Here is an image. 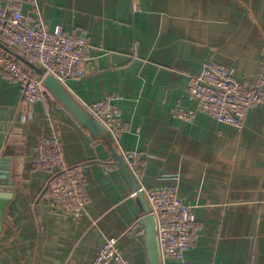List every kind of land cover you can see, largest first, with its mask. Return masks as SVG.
<instances>
[{"label":"crops","instance_id":"crops-1","mask_svg":"<svg viewBox=\"0 0 264 264\" xmlns=\"http://www.w3.org/2000/svg\"><path fill=\"white\" fill-rule=\"evenodd\" d=\"M0 5L39 15L49 30L60 25L86 36L84 74L67 78L65 88L86 102L112 96L124 124L118 142L103 126L95 134L45 87L41 101L25 104L21 85L0 68V159L12 193L0 219V264H89L110 236L130 264H149L139 222L149 207L144 195H132L118 158L137 186L177 184L178 196L193 204L185 264H264V100L236 127L198 111L187 91L189 75L210 58L242 81L264 72V0ZM176 107L195 114L177 118ZM53 133L64 166L76 168L85 186V209L77 216L51 209L46 186L59 166L35 164L39 139ZM122 150L137 152L133 168Z\"/></svg>","mask_w":264,"mask_h":264},{"label":"built area","instance_id":"built-area-1","mask_svg":"<svg viewBox=\"0 0 264 264\" xmlns=\"http://www.w3.org/2000/svg\"><path fill=\"white\" fill-rule=\"evenodd\" d=\"M15 5L22 0H8ZM0 39L8 46L21 48L32 55L44 74H53L64 86L69 77L84 74L90 42L86 36L66 32L60 25L49 30L41 17H30L15 8L10 12L0 5ZM0 68L7 79L21 85V99L34 104L44 98L43 75L32 73L24 64L0 49ZM187 91L197 101V110L224 124L240 127L248 110L264 100V72L253 82L239 80L227 66L206 60L197 73L188 77ZM76 99V98H75ZM112 96L94 102L76 100L118 142L124 124L118 105ZM196 110V111H197ZM174 116L189 120L194 109L176 107ZM36 165L42 169L59 166L48 178L51 209L56 214H81L85 209V186L76 168L63 164L59 140L55 134L44 136L37 143ZM135 150H122L121 156L133 168ZM145 196L149 213L156 221V233L162 264H185V252L192 246L191 230L193 204L178 196L177 184L173 186H137L132 195ZM89 264H130L123 255L117 238H105Z\"/></svg>","mask_w":264,"mask_h":264},{"label":"water","instance_id":"water-1","mask_svg":"<svg viewBox=\"0 0 264 264\" xmlns=\"http://www.w3.org/2000/svg\"><path fill=\"white\" fill-rule=\"evenodd\" d=\"M9 47L15 48L16 46H8L6 42L0 40V48L3 50H7ZM19 60L24 63L27 67L32 69L37 75H43V85L44 87L50 91L56 99L63 104L67 110L73 114L74 118L86 128L91 130V132L97 134L98 128L101 129L102 125L94 118L92 115L85 110L66 90L65 86L53 75V74H44L43 69L37 64L29 61L24 56H17ZM120 161V165L122 166L125 175L129 178L130 182L133 185V188L137 189V185L132 180L124 162L122 159L118 158ZM6 161L1 158L0 159V219L2 217V213L4 207L6 206L8 199L11 197V180H9V170L7 167ZM6 185V186H2ZM48 186H46V189ZM137 195L142 198V194L138 193ZM144 202V201H143ZM144 205L147 206L144 202ZM148 207V206H147ZM139 222L143 224L145 228L146 234V244L148 250V258L149 264H162L160 249L158 244V238L156 233V221L153 214L149 213V208L145 211L144 216L139 218Z\"/></svg>","mask_w":264,"mask_h":264},{"label":"trees","instance_id":"trees-1","mask_svg":"<svg viewBox=\"0 0 264 264\" xmlns=\"http://www.w3.org/2000/svg\"><path fill=\"white\" fill-rule=\"evenodd\" d=\"M0 40H2V39H0ZM3 42H4V40H2ZM2 51H4V52H6V53H8L9 55H11L13 58H15L17 61H19V62H21L20 60H19V58L17 57L18 55L16 54V50H13L14 48H11V47H9L7 50H3L2 48H0ZM22 63V62H21ZM22 64H24V63H22ZM32 73H34V74H37L36 72H34L32 69H30V68H28Z\"/></svg>","mask_w":264,"mask_h":264}]
</instances>
